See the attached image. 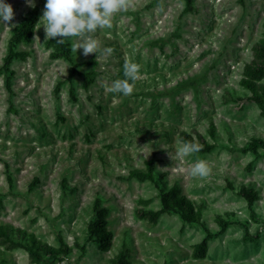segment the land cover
I'll return each instance as SVG.
<instances>
[{"label": "rangeland", "instance_id": "rangeland-1", "mask_svg": "<svg viewBox=\"0 0 264 264\" xmlns=\"http://www.w3.org/2000/svg\"><path fill=\"white\" fill-rule=\"evenodd\" d=\"M245 1L194 0L187 12L185 0H124L111 26L90 34L99 54L72 51L81 65L71 76V63L51 56L46 0H7L14 16L0 20V225L55 247L61 237L71 251L55 264H113L122 251L129 264H264V155L242 150L264 138V115L240 85L264 38V0ZM35 8L31 38L16 44L25 55L6 70L14 31ZM126 61L140 70L130 95L111 90ZM183 131L214 148L179 156ZM150 159L165 174L161 185L177 184L201 209L200 223L147 214L162 207L160 189L130 172ZM197 159L208 161L206 177L191 175ZM242 187L257 195L254 212ZM97 198L108 210L106 249L90 232ZM218 215L233 220L223 233ZM204 227L215 236L199 256ZM0 262L35 264L27 250L2 244Z\"/></svg>", "mask_w": 264, "mask_h": 264}, {"label": "trees", "instance_id": "trees-1", "mask_svg": "<svg viewBox=\"0 0 264 264\" xmlns=\"http://www.w3.org/2000/svg\"><path fill=\"white\" fill-rule=\"evenodd\" d=\"M241 4H245V0H239ZM187 12L193 10L194 0H185ZM37 17V9H33L32 12L26 17L25 21L17 27L14 31V35L10 41V45L5 57V69L10 71V66L15 58L23 57L25 52L19 51L16 48L17 42L21 40H29L33 34V29ZM68 39V38H67ZM64 43H58L56 38H53L51 42H54L55 50L51 52V56L54 58H65L71 63L70 75L74 76L79 72L81 63H77L68 40ZM93 73L86 72L85 84H89L90 77ZM243 77L240 80V85L248 90L251 95L250 99L254 101L261 109L264 115V38L261 39L255 45L254 58L251 62H247L244 66ZM213 138L216 137V131L214 126L210 129ZM181 139L185 141H193L200 145V151L196 153H205L211 151L215 143H209L202 139V141L196 140L191 134L186 131L181 133ZM245 152L253 153L257 158L264 155V138L253 139L247 143L243 148ZM145 169H134L130 172V176L140 180H150L159 187L161 192L162 207L156 211L150 210L147 214L151 216L153 220H156L163 213H175L178 214L183 220L189 223L201 222V209L196 208L195 203L187 198L185 195H181L177 184L170 188H166L161 185L165 174L158 173L154 159H150L146 162ZM239 194L243 196L247 201L249 208L254 212V203L257 199V195L250 187H242ZM95 219L90 224V232L94 236L95 240L100 243L102 248H108L111 245L112 233L106 229V215L108 210L101 205V200L96 199L94 203ZM217 222L220 226L219 233H223L232 224L233 220L225 219L222 215L217 216ZM243 224V223H242ZM206 230L205 238L197 245L196 254L203 256L208 248V242L215 236L209 229ZM61 246L55 247L48 243H43L38 240L35 235L28 234L20 229H14L10 225H0V244L7 248L18 247L28 251L33 262L35 264H55L56 261L61 260L62 256L68 255L71 249L64 243L61 237ZM113 264H129L125 252L118 253L114 259ZM0 264H9L7 262H0ZM168 264V263H165Z\"/></svg>", "mask_w": 264, "mask_h": 264}, {"label": "clouds", "instance_id": "clouds-1", "mask_svg": "<svg viewBox=\"0 0 264 264\" xmlns=\"http://www.w3.org/2000/svg\"><path fill=\"white\" fill-rule=\"evenodd\" d=\"M34 6V0H28ZM125 6L124 0H46L41 21L46 37L56 38L58 43H64L67 38H74L71 50L78 53L82 48L84 55L98 53L97 40L90 35L98 28L110 27L113 13ZM14 16L13 6L7 0H0V20L5 23ZM111 53L112 49H104ZM99 54V53H98ZM124 78L113 81L111 90L130 95L134 91L135 81L140 77L139 65L126 61ZM200 151V145L193 141H185L177 150L181 157ZM210 172L207 160L197 159L191 167L193 177H206Z\"/></svg>", "mask_w": 264, "mask_h": 264}]
</instances>
